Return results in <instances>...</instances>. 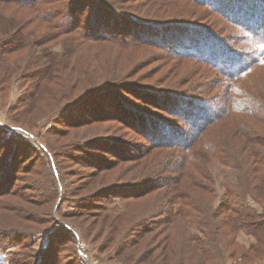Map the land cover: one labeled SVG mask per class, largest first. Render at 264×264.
Wrapping results in <instances>:
<instances>
[{
  "label": "trees",
  "instance_id": "obj_1",
  "mask_svg": "<svg viewBox=\"0 0 264 264\" xmlns=\"http://www.w3.org/2000/svg\"><path fill=\"white\" fill-rule=\"evenodd\" d=\"M166 2V9L184 7L183 15L151 22L156 11L132 13L128 19L107 4L94 16L90 7H75L72 0H0V11L8 13L0 12V103L6 101L13 77L21 75L26 91L18 101L22 112L15 111L12 123L28 137L0 142V155L13 165L0 167V236H16L19 247L8 264H60L58 248L73 247L78 237L117 250L121 259L133 264H140L145 253L172 264L178 260L175 220L189 251L198 252L204 261L215 250V236L209 231L205 236L210 220L233 264H252L264 257V0ZM100 14L105 21L96 19ZM98 21L116 29L95 30ZM144 23L151 24L149 29L196 33L194 43L187 41V49L177 52L199 63L187 72L191 87L158 92L124 85L150 65L145 61L135 71L140 58L150 55L143 48L160 45L126 31L146 28ZM200 37L215 47L202 48ZM124 52L128 59H121ZM166 60L171 61L160 62ZM88 99L99 101H88L84 113L101 114L97 121L104 123L129 120L126 128L145 142L130 147L99 137H63L68 135L65 130L97 122L73 121V110ZM32 109V119H20ZM105 112L111 113L102 115ZM52 114L59 116L54 125L63 128L38 137L37 123ZM19 151L26 153L25 162ZM92 151L113 159H97ZM214 160L230 167L236 180L225 186L216 206L207 169ZM24 164L30 167L20 170ZM125 165H133L130 174L123 173ZM82 168L91 170L67 183L65 178ZM20 174L24 179L19 180ZM18 181L26 185L18 187ZM249 196L261 206L260 212L249 206ZM111 199L124 203L123 212L108 210ZM67 200L78 201L70 213L61 211ZM56 222L63 227H54ZM142 222L153 226L148 229ZM187 225L197 233H189ZM53 227L46 246L35 249L33 236ZM239 231L255 239L244 254L235 239ZM6 245L0 243V250ZM68 256L75 257L71 264H78L75 249Z\"/></svg>",
  "mask_w": 264,
  "mask_h": 264
},
{
  "label": "rangeland",
  "instance_id": "obj_2",
  "mask_svg": "<svg viewBox=\"0 0 264 264\" xmlns=\"http://www.w3.org/2000/svg\"><path fill=\"white\" fill-rule=\"evenodd\" d=\"M155 1L156 5L151 4L152 2ZM72 0V3H75V7H90V12L94 13V16H96L97 13H101L104 10V5L107 4L109 6H113L117 8V15L126 17L130 19L129 14H136L139 16L146 15L145 12H149L150 14L155 15L151 16V19H156L152 20L151 22H156L157 20H164V19H169L167 17L169 16H181L182 11L184 10V7H181L180 9L176 8H169L166 9L167 7L170 6L169 3L166 2V0ZM84 5V6H82ZM125 12H123V11ZM2 13H6L4 11H0ZM120 13V14H119ZM8 14V13H6ZM96 19H103L104 21L106 20V17L102 16L101 14L96 18ZM108 19L107 21H109ZM99 23L96 24L95 30L98 31H105L106 29H113L115 28H109L107 25H104L103 22L98 21ZM30 23V20L27 22ZM144 26L142 28H139L142 30V32L139 31L138 28L133 26L132 28L126 27V31H133V33H140V35L143 36L144 39L150 40L152 42L159 43V49H154V48H143L144 51H148L150 53L149 57L144 56L141 57L140 60L137 62L136 65V73L143 67L145 61L150 62V65H148L145 69L141 70L132 80L128 82L126 85L127 88L130 89L129 86L132 85H138L140 87H149V88H154L158 92L161 91V89L167 90V91H175V92H180L183 88L184 85H187L188 87H191L192 82H188L187 78V72L189 70H192V68H196L199 66V63L196 61H189L185 59V56L179 55L177 53L179 50H185L187 49L186 44L187 41H192L194 43L193 39L196 33L194 32H185V30L181 29H176L173 28L171 30V27L169 29H154L151 28L149 29V26H151L150 23H144ZM41 26V25H40ZM159 26V25H157ZM164 26V25H163ZM168 27V26H165ZM233 36V35H232ZM201 38V37H200ZM197 41V40H196ZM201 41V42H200ZM199 42L201 43L202 48H209L210 46L215 47V45H211L208 41H204L202 38L199 39ZM156 43V44H157ZM198 43H196L197 45ZM192 50V49H191ZM193 51V50H192ZM124 54V55H123ZM121 55V59L125 60L128 59L129 54L124 52ZM164 59H170V62H160L163 61ZM135 71H132L131 73H134ZM207 73V72H205ZM204 73V74H205ZM203 75V74H201ZM202 77V76H201ZM21 75H15L13 77L12 82L10 83V88L8 90V95L6 98V101L3 103H0V142L1 140L5 138H12V139H25L28 140V137L20 131L14 130L13 128L16 127L12 123L13 115L15 114L16 110L21 111L22 109L20 108V104L18 101L21 99V96H24L26 87L23 86L24 78L21 79ZM213 78L209 79L212 80ZM136 80V83H133V81ZM189 83V84H188ZM167 91H161V92H167ZM257 95V94H256ZM124 101L123 105L127 106V100ZM88 101L91 104H95L99 100L97 99H88L87 102L81 105V108L77 110H73L72 112V117L74 118L73 121L75 122H82V121H97L100 120L98 116L101 117V114L96 115V113L92 114H87L84 113V107L87 106ZM129 102V101H128ZM22 112V111H21ZM20 112V113H21ZM34 109L32 110H26L22 115L19 117L21 120H27L28 118L33 117ZM111 112H105L102 115L110 114ZM118 117H123L122 112H119ZM59 118L58 115L52 114L49 118V120L46 121H41L37 123V131L36 135L38 137H44L46 134V131L50 130L52 133V129H62L60 125H54V122ZM130 122L129 120L127 121H111L109 123H104L102 121H97L94 122V125L91 126H86L81 129L73 128L70 130H65L63 132H68V135L65 134L63 137H77L78 139L81 140H86L95 139L96 137H99V139L103 140H109L111 142H120L121 144L125 146H130V147H137L141 143H144V140H138V135L134 134L132 130L129 128H126V123ZM62 123V122H61ZM64 123V122H63ZM63 125V124H61ZM90 125V124H89ZM147 131L149 132H158V129L156 127L151 129L150 126H146ZM182 129V127H180ZM157 129V130H156ZM34 132V131H33ZM157 135V134H156ZM98 139V140H99ZM124 146V147H125ZM130 148L125 149L127 152L131 153L129 151ZM20 155L24 157L22 159L23 162H25L26 159V153L20 152ZM91 155H94L97 157V159H103V160H110L113 159L109 157L107 154L97 152V151H92L90 152ZM6 156H1L0 155V167L3 166V164H7V166H13L12 165V160L7 161ZM21 159V158H20ZM88 160V158H87ZM21 162V160H20ZM28 163V162H27ZM30 167L29 165H22L20 170L23 169V167ZM125 170L123 173H128L132 172L133 170V165H125L124 166ZM25 169V168H24ZM83 169V168H82ZM208 172L213 180L214 183V194H215V201L213 202V206H216L217 203H219L220 198L222 197V194H224V188L228 184H234L236 182L235 176L231 171V168L228 166H223L220 164L217 160H214L210 162L207 166ZM91 169L85 168L83 170L77 171V173L73 174L72 177H67L65 178L67 183L74 182V180L78 179L79 176L81 177L82 174L86 173ZM72 175V174H69ZM19 180L24 179V177L20 174L18 175ZM16 186L18 187H24L26 183L22 181H18L15 183ZM2 188V186H0ZM4 188V187H3ZM59 193H61L59 189ZM61 198V196H60ZM20 203H23L22 201L18 200ZM59 201V199H58ZM249 206H251L253 209L257 210L258 212L261 211V206L258 205L256 202H254L251 197L249 196L247 198ZM58 203V202H57ZM24 204V203H23ZM78 201L74 200H67L61 205V211L64 213H70L74 210L75 206H77ZM202 205V204H201ZM57 206V204H56ZM124 203L120 202L119 200H112L109 201L108 204V210L112 211L117 208L119 209L118 212H123L124 209ZM146 207V205H144ZM26 208H30L29 205H27ZM53 216L56 215L55 208L53 209ZM55 213V214H54ZM110 213V212H107ZM56 225L54 227L56 228H62V224L59 222L55 223ZM145 227H148V229H151L153 225L149 223H141ZM174 225H172V233L174 235L178 234V242H177V247L175 248V253H177L178 260H174L172 264H233L230 259H228L229 254H226L229 252L228 249H226V252L224 251V248L221 249L216 233L217 231L214 228L213 225V220L209 221V226L205 231V236H209L208 231L213 234L216 238V240H213V245L214 249L212 253H210L206 259L207 261H204L202 256L198 252H192L189 251L188 246L185 245L186 243V236L182 232V228L180 223H178L176 220L173 222ZM25 226H28L29 224L25 222ZM53 228H48V230L43 231L42 233L35 234L32 238L33 242V247L35 249H40L46 246L47 241H49V237L51 234V231ZM189 233H197L196 230L193 227H190L187 225ZM178 229V230H177ZM195 230V231H194ZM179 231V232H178ZM188 234V233H186ZM204 233L199 232V235H203ZM149 237L151 235H148ZM147 236V237H148ZM185 236V238H184ZM184 238V239H183ZM236 243L240 246L241 253H247L250 250V245L255 242V239L253 236L250 235H245L242 231L237 232L236 236ZM183 240V242H182ZM77 241H79V244H77ZM77 241H75L74 246L71 247L70 245H64L61 248H58L60 251V264H71V261L75 260V257L70 258L69 251L72 249H75L77 254H78V264H133V261H124L117 255V250L115 252L114 249H108V248H103L99 246H94L87 242L86 240H82L80 237H78ZM6 243L7 245L3 250H0V264H8L9 259L18 252L19 247L17 246L18 238L16 236H0V243ZM216 242V243H215ZM147 243V241H146ZM183 243V244H182ZM179 244H181L179 246ZM135 259L139 257V255L134 256ZM154 254H151V257L148 255V253H145L143 258L139 257L140 264H162L160 259H153ZM134 259V260H135ZM145 259V260H143ZM221 259V260H220ZM220 260V262H218ZM218 262V263H217ZM235 264H242L239 262H235ZM252 264H264V257L259 260L255 261Z\"/></svg>",
  "mask_w": 264,
  "mask_h": 264
},
{
  "label": "water",
  "instance_id": "obj_3",
  "mask_svg": "<svg viewBox=\"0 0 264 264\" xmlns=\"http://www.w3.org/2000/svg\"><path fill=\"white\" fill-rule=\"evenodd\" d=\"M59 202V201H58ZM58 204V203H57ZM77 244H79V241H77Z\"/></svg>",
  "mask_w": 264,
  "mask_h": 264
}]
</instances>
